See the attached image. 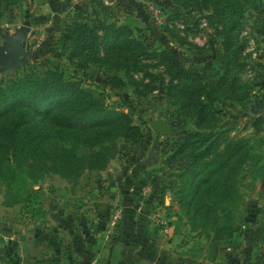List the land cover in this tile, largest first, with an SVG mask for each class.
<instances>
[{"label":"rangeland","instance_id":"rangeland-1","mask_svg":"<svg viewBox=\"0 0 264 264\" xmlns=\"http://www.w3.org/2000/svg\"><path fill=\"white\" fill-rule=\"evenodd\" d=\"M220 4L225 8L221 15L214 11ZM98 21L101 27L113 23L131 29L143 54L140 70L130 75L141 82L137 89L143 91L142 94L136 93L135 86L126 82L122 69L112 68L111 52L107 53V61L100 64L67 58V50L61 45L63 33L75 22L92 25ZM233 24L229 32L231 40L224 53L225 30ZM15 33L20 35L17 55L20 63L0 71V87L16 77L55 70L80 87L101 92L104 104L125 112L131 124L141 132V138L131 143L120 133L110 131L99 141L78 135L71 142L68 136L58 137L36 127L34 133L43 139L31 147L29 154L12 160L16 176L9 187L6 188L3 180L0 182V234L9 235L0 240V253L8 260L19 253L11 236L13 229L26 231L35 227L36 233L42 235L48 232V222H57L55 231L61 225L59 220H68L69 215L59 206L58 198L50 200L54 190L95 189L108 173L132 176L134 169L141 181L140 189L133 188L132 194L135 197L132 210L137 211L144 207L142 199L148 195V192L142 195L141 188L150 189L146 177L153 182L159 174L161 180H166V174L179 172L185 158L170 159L171 162L166 159L175 151V142L197 129L195 118L186 114L191 108H180L168 98L167 85L174 67L195 70L201 74L205 92L213 90L211 100L204 99L199 90V99L206 104L208 124L198 130L208 133V140L214 138L204 160L237 139L242 140L243 149L264 155V0H222L219 4L218 0H0V44L4 35ZM97 33L101 37L104 31L97 30ZM101 48L102 42L97 49L99 56L104 57ZM146 53L158 55L146 56ZM112 77H118L123 84L116 85ZM144 83H149V90H144ZM157 117L171 126L170 134L160 136L151 131L148 121ZM98 153L101 159L105 158L101 167L81 171L69 167L66 168L69 176L63 172L62 161L67 155L77 156L90 166ZM246 166H242L237 176V215L241 224L233 235L243 230L244 236L250 239L252 232L261 235L260 226L264 223V181L259 172L251 174ZM3 174L6 172L0 170V176ZM18 175L24 177L25 183ZM24 185L28 187L27 196L5 204L8 193L20 191ZM109 185L118 187L106 182V190ZM169 189L172 193V188ZM105 204L106 212L116 205L122 213L119 201L113 205L109 199ZM86 206L87 211L78 213L77 219L86 223V227L89 223L95 227L99 220L89 218L94 207L87 204L84 208ZM148 209L152 228L158 232L161 225L156 221L161 218L163 225L170 226L169 215L177 208L176 205L148 203ZM110 213L103 212V218L107 217L102 221L104 227ZM69 219L73 220V216ZM190 231L195 235V231ZM31 263L21 261V264Z\"/></svg>","mask_w":264,"mask_h":264},{"label":"trees","instance_id":"trees-1","mask_svg":"<svg viewBox=\"0 0 264 264\" xmlns=\"http://www.w3.org/2000/svg\"><path fill=\"white\" fill-rule=\"evenodd\" d=\"M221 1L218 0V4ZM221 4L214 9L220 15L225 13ZM100 25L99 21L92 25L84 22L73 23L63 33L61 40V45L67 50V58L78 59L80 63L90 61L100 64L107 61V53L111 52L114 56L110 60L112 68L122 69L126 82L135 86L136 93L142 94L143 91L137 89L141 82L135 81L130 75L131 72L140 70V58L143 54L141 46L131 35V29L113 23L103 27ZM233 26L234 24L225 30L224 53L227 52L231 40L229 32ZM101 29L104 33L100 37L97 30ZM100 42L104 57L99 56L97 49ZM112 78L116 85L123 84L118 77ZM200 81L201 74L193 69L174 67L170 72L168 98L180 108H191L186 114L195 118L197 130L187 133L180 141L175 142V151L166 159L169 162L170 159L185 158L180 163L179 172L175 170V173L166 174V180H161L156 186L151 184L148 195L153 203L162 204L164 190L172 188L171 195L177 209L171 212L174 220H169L170 226L183 217L184 224L195 231L196 235L215 241L230 238L239 229L241 220L237 215V176L246 164V169L251 174L259 172L264 181V155H258L248 148L243 149L242 140L237 139L230 145H223L220 151L204 160L214 138L208 140L209 134L198 130L208 124L205 116L206 104L199 99V90L203 92L206 100H211L213 90L206 93L203 89L204 83ZM8 82L6 86L0 87V170L6 172V175L0 176V182L3 180L6 188L16 176L12 160L29 154L31 147L43 139L34 133L36 127L53 132L58 137L68 136L71 142L78 135H88L92 141H99L106 138L110 131L120 133L131 143L141 138V132L131 124L125 112L110 109L104 104L101 92L80 87L64 78L60 72L47 70L41 75L26 74ZM143 85L145 91L149 90V83ZM173 97L185 98L178 101L172 99ZM104 161L105 158L101 159L98 153L96 160L86 166L77 156L67 155L62 161L63 172L69 176L66 168L73 167L79 171L84 168H98ZM18 176L25 183L24 177ZM27 191L28 187L24 185L20 191L8 193L5 204L10 205L21 196L26 197ZM260 227L261 235L252 232L250 236L252 240L264 243V223ZM103 229L105 227L98 232ZM114 235L113 232L109 238ZM92 240L94 243L100 241L96 237Z\"/></svg>","mask_w":264,"mask_h":264},{"label":"crops","instance_id":"crops-1","mask_svg":"<svg viewBox=\"0 0 264 264\" xmlns=\"http://www.w3.org/2000/svg\"><path fill=\"white\" fill-rule=\"evenodd\" d=\"M131 172L132 176L108 173L95 189L67 188L51 192L50 200L54 201L55 196L58 198L59 206L69 215L68 220H59L61 225L55 231L53 228L57 222L49 220L48 232L42 235L36 233L35 227L26 231L13 229L11 236L19 253L9 260L0 253V264H21L24 260L32 261L31 264H264V243L248 239L243 230L236 236L212 241L194 235L184 222L177 220L172 226H166L165 235L155 232L149 220L148 203H153L151 196L144 199L143 208L132 210L135 203L133 188H140L141 181L134 169ZM146 178L150 185L156 186L162 175L159 174L153 182ZM106 182H113L118 187L109 185L106 190ZM162 197L166 206L174 207L170 190L166 188ZM109 199L113 205L115 201L121 204V220L113 231L114 236L94 243L92 236L98 235L107 219L103 218V212L108 213L105 202ZM87 204L94 207L89 218L99 220L95 227L91 223L86 227V223L77 219L78 213L87 211L88 206L84 208ZM71 215L73 220L69 219ZM168 220H174V217ZM241 227L244 229L246 226ZM6 236L9 235L0 234V240H5ZM235 238L237 241H233Z\"/></svg>","mask_w":264,"mask_h":264},{"label":"water","instance_id":"water-1","mask_svg":"<svg viewBox=\"0 0 264 264\" xmlns=\"http://www.w3.org/2000/svg\"><path fill=\"white\" fill-rule=\"evenodd\" d=\"M45 11L44 8L41 9ZM19 37L18 33L8 36L4 35L2 37V42L0 44V71L3 72L10 68L16 67L20 60L17 58L20 52L19 48ZM255 108V105H253ZM148 126L151 131L157 135L165 136L171 133V126L166 124L161 118L157 117L148 121Z\"/></svg>","mask_w":264,"mask_h":264},{"label":"built area","instance_id":"built-area-1","mask_svg":"<svg viewBox=\"0 0 264 264\" xmlns=\"http://www.w3.org/2000/svg\"><path fill=\"white\" fill-rule=\"evenodd\" d=\"M142 188H141V192L143 193L142 195H144V193L149 192V187H144L143 189ZM110 212L111 213H110L109 221H108L107 225L105 226V229L101 232H97L98 238L102 241L105 239H108L109 238L108 235L113 233V231L115 230V228L117 226V222L120 218V210L116 205L112 206ZM156 222L159 225H161L158 231L162 234H165L166 233V226L163 225L164 221L160 218ZM97 236H96V238H97Z\"/></svg>","mask_w":264,"mask_h":264}]
</instances>
